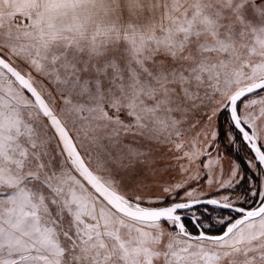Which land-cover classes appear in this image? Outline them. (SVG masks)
<instances>
[{
	"label": "snow or ice",
	"instance_id": "obj_1",
	"mask_svg": "<svg viewBox=\"0 0 264 264\" xmlns=\"http://www.w3.org/2000/svg\"><path fill=\"white\" fill-rule=\"evenodd\" d=\"M0 264H264V0H0Z\"/></svg>",
	"mask_w": 264,
	"mask_h": 264
}]
</instances>
